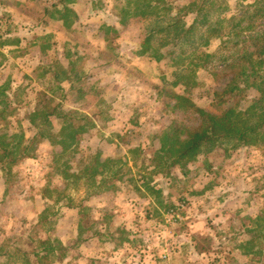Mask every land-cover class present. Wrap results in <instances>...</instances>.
<instances>
[{"label":"rangeland","instance_id":"obj_1","mask_svg":"<svg viewBox=\"0 0 264 264\" xmlns=\"http://www.w3.org/2000/svg\"><path fill=\"white\" fill-rule=\"evenodd\" d=\"M195 1L200 0L166 3H173L174 16ZM214 1L229 8V19L241 18L239 9L256 0ZM260 5L264 9V1ZM136 6L137 0H0V86L11 87L5 91L14 111L0 125L27 140L44 128L46 134L59 133L60 118H52L48 128H34L27 117L54 96L53 105L60 103L62 113L77 111L96 120L97 127L81 140L84 154L125 157L118 167L121 176L126 174L119 191L96 195L84 179L62 177L66 161L72 171L79 170L82 153L73 161L58 158L59 148L42 143L36 156L13 168L12 176L0 172V245H21L22 237L26 249L30 241L38 248L39 239L49 236L70 248L65 259L56 250L44 264H259L258 256L247 255L246 242L264 228V148L226 142L204 149L184 177L179 170L171 176L158 173L146 160L167 130L199 122L191 111L177 110L167 93L177 69L170 66L175 50L164 48L160 63L138 55L152 26L151 19L133 18ZM66 7L77 14H69V26L59 13ZM244 17L242 26H247L250 16ZM263 26L264 11L255 23L257 30ZM197 77L193 97L208 106L214 88L225 81L218 83L211 67L199 69ZM60 85L66 92L51 96L50 88ZM249 95L259 97L256 90ZM230 104L246 108L252 100ZM136 148L142 154L135 166L129 150ZM167 204L177 210L167 213ZM257 215H262L258 222ZM81 221L87 230L80 235ZM15 249L0 257V264H25ZM36 261L30 257L31 264Z\"/></svg>","mask_w":264,"mask_h":264},{"label":"trees","instance_id":"obj_2","mask_svg":"<svg viewBox=\"0 0 264 264\" xmlns=\"http://www.w3.org/2000/svg\"><path fill=\"white\" fill-rule=\"evenodd\" d=\"M263 1L256 0L246 8L239 9L243 13L241 18L234 15L227 19L225 12H228L229 8L217 6L214 0H200L199 3L195 1L184 5L174 16L173 3H166L167 0H137L133 18H141V21L151 19L152 26L148 27V36L141 41L138 55L160 63L165 60L162 53L164 48L171 47L175 50L170 66L177 69L172 75L171 88L167 93L171 99L176 100L177 110L191 111L199 122L194 128H182L177 125L159 137L161 146L150 158H146L158 173L171 176L179 170L184 177L192 172V166L198 161L197 158L204 154V149L220 148L226 142H235V148H264V26L261 30L255 27L256 19L263 15L264 9L260 7ZM59 13L67 26L71 23L69 14L77 17L69 7L65 8V12ZM244 15L250 16L247 26H242ZM188 17H193L190 24L187 22ZM125 23L121 22L122 25ZM200 26L204 27L202 32L199 31ZM113 33L117 34L118 30H113ZM5 34L10 35L11 30H6ZM15 42L20 41L16 39ZM218 43V50L210 51L216 48ZM5 44L3 42L2 46ZM218 63L223 66L220 67ZM207 67H211L212 76L216 77L218 83L225 82L222 88H214L211 102L203 107L195 102L193 96L194 89L198 86V70ZM8 88H11L8 84L0 86V120L7 119L14 113L13 110L9 111V100L12 96L6 95L5 90ZM175 88H180L181 93L173 90ZM50 89L51 96L59 91L66 92L63 85ZM252 90L259 93L258 98L250 99ZM238 99L252 100V104L246 108L230 104ZM54 102L53 96L43 105L30 111L27 117L28 123L34 128H48L52 118H60L63 126L59 133L50 130L46 134L44 128L27 140L25 134H10L0 125V172L7 177L12 176L14 167L25 159L36 156L42 143H48L51 147L60 149L56 154L58 158L69 156L73 161L74 157L83 154L77 160L78 171L71 170L69 161L64 162L66 167L61 171L64 179H84L91 188H95L96 195L119 191L118 184L126 174L121 176L122 169L118 164L123 163L125 157L103 159L100 151L84 154L85 151L80 148L81 140L97 127L96 120L77 111L62 113V105H53ZM28 105L27 103L26 106ZM129 154L132 155L134 165H138L136 163L142 150L131 149ZM164 207L167 213L177 210L174 204ZM257 216L259 217H256L255 221L258 222L262 215ZM82 223L81 221L79 225L80 235L87 230ZM121 233L124 234V231ZM39 240L38 248H35L34 241H30L29 249L25 248L22 237L18 239L21 245H9L4 242L0 245V257L11 255L14 245L16 252L23 253L25 264L32 263L31 256L37 258V264H44L56 250L61 252L60 259L66 258L70 248L61 241L49 236ZM255 240L259 241L258 249ZM85 242L86 239L80 240L78 245ZM246 247L247 255L258 256V263L264 264V228L252 240L246 242Z\"/></svg>","mask_w":264,"mask_h":264}]
</instances>
